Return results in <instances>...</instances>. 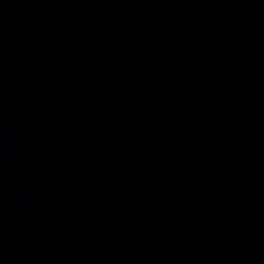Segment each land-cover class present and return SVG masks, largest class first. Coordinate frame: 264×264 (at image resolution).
Returning <instances> with one entry per match:
<instances>
[{
	"label": "water",
	"instance_id": "obj_1",
	"mask_svg": "<svg viewBox=\"0 0 264 264\" xmlns=\"http://www.w3.org/2000/svg\"><path fill=\"white\" fill-rule=\"evenodd\" d=\"M0 264H264V0H0Z\"/></svg>",
	"mask_w": 264,
	"mask_h": 264
}]
</instances>
